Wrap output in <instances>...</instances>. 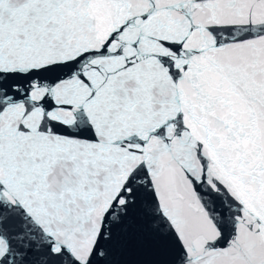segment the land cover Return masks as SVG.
<instances>
[{
    "label": "snow or ice",
    "instance_id": "snow-or-ice-1",
    "mask_svg": "<svg viewBox=\"0 0 264 264\" xmlns=\"http://www.w3.org/2000/svg\"><path fill=\"white\" fill-rule=\"evenodd\" d=\"M0 264H264V0H0Z\"/></svg>",
    "mask_w": 264,
    "mask_h": 264
}]
</instances>
